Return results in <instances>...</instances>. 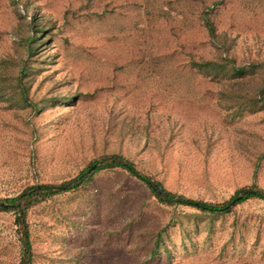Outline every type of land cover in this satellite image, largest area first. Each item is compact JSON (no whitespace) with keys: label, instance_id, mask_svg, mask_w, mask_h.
<instances>
[{"label":"rangeland","instance_id":"rangeland-1","mask_svg":"<svg viewBox=\"0 0 264 264\" xmlns=\"http://www.w3.org/2000/svg\"><path fill=\"white\" fill-rule=\"evenodd\" d=\"M32 16L48 35L28 79L40 111L0 94V200L67 181L110 154L189 199L264 193V109L228 111L221 93L236 84L190 67L222 57L264 70V0H0V78L13 85ZM259 89L264 99L263 72L233 87ZM192 213L158 204L121 169L101 170L28 210L32 264H264L263 201L236 205L210 230ZM157 233L168 260L149 257ZM18 257L13 215L0 212V264Z\"/></svg>","mask_w":264,"mask_h":264},{"label":"trees","instance_id":"trees-1","mask_svg":"<svg viewBox=\"0 0 264 264\" xmlns=\"http://www.w3.org/2000/svg\"><path fill=\"white\" fill-rule=\"evenodd\" d=\"M29 25V28L23 33L24 37L19 41L23 49L24 57L20 60V67L17 73L11 77L14 85L5 82L4 78H0V94L4 96V99L10 101L13 106L28 107L32 113H38L40 111L39 104L31 103L28 99V79L39 70L36 66L35 68L31 66L35 62L31 58L36 54L40 55L44 53L48 35L45 33V28L43 26L40 27L33 16ZM204 27L208 36L215 38L213 26L208 20L204 22ZM190 67L200 77L207 78L216 83L223 82L229 84V82H233L238 86L240 83L242 84L244 81L253 78L259 72H263L264 74L262 66L252 64L237 67L232 60L222 57H217L214 60H192ZM234 86H230L229 84L221 93V97L225 101L228 111L253 113L264 109L262 89L255 92V94H258L257 97L242 96L234 92ZM74 97L75 95L69 98L50 99L49 102L50 104L67 103L71 102ZM262 158H264V153L262 154ZM91 166L94 169L89 172L88 170ZM91 166L80 171L75 177L59 184L32 185L14 197L0 200V212L13 215L19 244L18 264H32L33 260V251L26 223L28 210L54 196L80 189L88 183L92 174L101 170L121 169L125 171L142 183L158 204L165 207H183L194 210L196 213H192L191 215L192 222L196 223L201 219L208 230L211 229L213 218L221 217L229 213L236 205L250 199H258L264 202L263 191L256 187L238 189L235 191L234 197L224 204H211L189 199L182 195L169 192L159 181L138 171L126 158L117 154L103 155L94 161ZM233 200H235L234 205L229 206ZM160 252L164 253L167 260L170 258L169 251L161 239L160 233H157L151 243L149 257L151 259H158Z\"/></svg>","mask_w":264,"mask_h":264},{"label":"water","instance_id":"water-1","mask_svg":"<svg viewBox=\"0 0 264 264\" xmlns=\"http://www.w3.org/2000/svg\"><path fill=\"white\" fill-rule=\"evenodd\" d=\"M235 200H236V199H235ZM235 200L231 201V202H230V204H229V206H232V205H234V203H235Z\"/></svg>","mask_w":264,"mask_h":264}]
</instances>
